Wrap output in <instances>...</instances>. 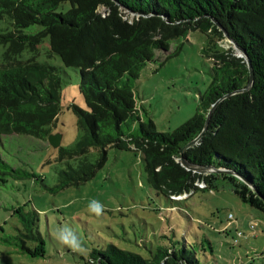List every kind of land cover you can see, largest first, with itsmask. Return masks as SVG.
Masks as SVG:
<instances>
[{"label":"trees","instance_id":"16d2710c","mask_svg":"<svg viewBox=\"0 0 264 264\" xmlns=\"http://www.w3.org/2000/svg\"><path fill=\"white\" fill-rule=\"evenodd\" d=\"M65 4L69 8L63 11ZM121 8L139 17L131 19ZM6 17L14 30L0 32V45L6 47L0 66V146L12 135L47 141L62 112L59 69L35 59L20 61L21 42L38 45L49 39L52 54L80 74L86 109L73 103L70 110L81 137L73 147L57 149L66 167L58 173L54 191L93 180L105 167L110 149L132 150L142 155L149 185L171 201H185L171 198L192 194L197 181L213 191L221 179L264 221V0H0V21ZM32 26L41 31L27 35ZM192 32L207 38L203 54L213 64L212 82L194 118L171 133L158 132L152 120H142L134 84L157 61L158 52L168 53L172 41ZM226 35L251 63L254 82L247 92L242 90L250 81L248 62L234 55ZM228 95L215 109L200 143L182 155L203 131L213 105ZM182 157L225 174H193L181 166ZM36 178L0 155V187L9 180ZM171 208L185 214L182 207ZM16 213L22 223V249L33 257L42 255L44 241L35 232L39 213L23 207ZM206 238L196 234L192 247L186 240L180 248L159 242L145 252L111 245L94 250L93 263L200 264L195 247L206 255L208 243L214 253ZM25 240L36 246L27 248Z\"/></svg>","mask_w":264,"mask_h":264},{"label":"rangeland","instance_id":"374dc122","mask_svg":"<svg viewBox=\"0 0 264 264\" xmlns=\"http://www.w3.org/2000/svg\"><path fill=\"white\" fill-rule=\"evenodd\" d=\"M68 8V4L62 7L63 11ZM13 30L9 18L0 21V32ZM40 31V26H32L25 33ZM20 45L24 49L20 61L35 59L59 69L62 112L51 132L61 135V148L73 147L81 132L70 106L74 103L86 109L79 72L65 67L52 54L49 39L38 45ZM206 46L207 38L200 32L172 41L169 52H158L157 61L149 64L135 82L136 102L143 108L141 118L152 120L158 132L171 133L197 114L200 97L212 82L213 64L203 54ZM5 51L6 47L0 45V66ZM234 55L240 56L236 50ZM168 56L171 57L167 59ZM2 142L1 157L13 168L39 179L9 180L0 187V264H97L93 263L94 250L103 251L113 245L145 252L146 247L159 242L180 248L185 240L192 247L196 234L200 239L207 237L214 251L208 243L206 255L195 247L200 264H264V221L257 216L259 212L239 199L227 181H216L218 188L213 191L207 190L203 181H197L192 194L171 198L185 201L173 202L149 185L140 153L110 149L105 167L93 180L80 187L54 191L58 173L66 166L58 160V150L48 140L12 135ZM90 158L96 159L95 152ZM176 206L182 207L185 214L171 210ZM21 207L39 213L35 232L44 241L40 256L33 257L22 249V223L16 213ZM230 214L234 216L231 221ZM239 232L243 236L238 237ZM6 238L10 244L4 242ZM25 241L27 248L36 246L33 241Z\"/></svg>","mask_w":264,"mask_h":264},{"label":"water","instance_id":"95a60500","mask_svg":"<svg viewBox=\"0 0 264 264\" xmlns=\"http://www.w3.org/2000/svg\"><path fill=\"white\" fill-rule=\"evenodd\" d=\"M123 10V13L126 14L127 17H130L131 19H133L134 17H139L138 14L136 13H133L129 10H126L125 8H121ZM226 37L228 38V40L234 44V48L236 51L239 52L241 58H244L247 62H248V65H249V70H250V81H249V84L248 86L242 90V92H247L251 89V87L253 86V82H254V76H253V69H252V66H251V63L248 59V56L247 54L245 53V51H243L241 48H239L236 43H234L229 37L228 35H226ZM230 95L228 96H225L221 99H219L212 107V109L210 110L208 116H207V119H206V123H205V126H204V129L203 131L198 135V137H196V139H194L192 142H190L188 145H186L182 151H181V154L183 155L188 149L198 145L201 141V139L204 137L205 133L207 132L208 130V126H209V123H210V120H211V117L215 111V109L217 108V106L227 97H229ZM61 135L59 134H51L49 137H48V141L50 143V145L55 148V149H59L60 146H61ZM181 166L186 170V171H189V172H193V173H198V174H205V175H210V174H225V172L223 171H218V170H215L213 168H209V167H203V166H197V165H193V164H190L186 158L182 157L181 159Z\"/></svg>","mask_w":264,"mask_h":264},{"label":"built area","instance_id":"2783aa9c","mask_svg":"<svg viewBox=\"0 0 264 264\" xmlns=\"http://www.w3.org/2000/svg\"><path fill=\"white\" fill-rule=\"evenodd\" d=\"M233 219H234V216H233L232 214H230V215H229V221H231V220H233ZM250 228L253 230V229H254V225H251ZM237 236H238V237H241V236H243V234H242L241 232H239ZM235 243H236V244L238 243V239H237V238H235Z\"/></svg>","mask_w":264,"mask_h":264}]
</instances>
